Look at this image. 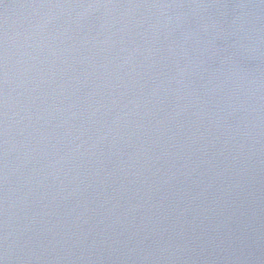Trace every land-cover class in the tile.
Returning a JSON list of instances; mask_svg holds the SVG:
<instances>
[{
  "label": "water",
  "instance_id": "95a60500",
  "mask_svg": "<svg viewBox=\"0 0 264 264\" xmlns=\"http://www.w3.org/2000/svg\"><path fill=\"white\" fill-rule=\"evenodd\" d=\"M0 264H264V0H0Z\"/></svg>",
  "mask_w": 264,
  "mask_h": 264
}]
</instances>
